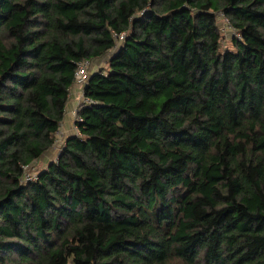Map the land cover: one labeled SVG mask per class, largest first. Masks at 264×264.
Instances as JSON below:
<instances>
[{
  "label": "trees",
  "instance_id": "1",
  "mask_svg": "<svg viewBox=\"0 0 264 264\" xmlns=\"http://www.w3.org/2000/svg\"><path fill=\"white\" fill-rule=\"evenodd\" d=\"M0 264H264V0H0Z\"/></svg>",
  "mask_w": 264,
  "mask_h": 264
},
{
  "label": "rangeland",
  "instance_id": "2",
  "mask_svg": "<svg viewBox=\"0 0 264 264\" xmlns=\"http://www.w3.org/2000/svg\"><path fill=\"white\" fill-rule=\"evenodd\" d=\"M217 23L218 27L221 32V40H222V48H230L231 47V42H230V37L233 35V30L231 26L228 24L227 20L222 16L220 12L217 13ZM110 53L104 54L102 57L97 59H94L93 61H90V64L87 68H91V64H97L100 65L102 68H105L107 66L106 60L109 57ZM61 130L59 128V131L57 133V140L55 145L42 157H40L38 160H35L32 164H30L27 169L30 170L33 174L36 173L37 170H40L49 160H52L56 157L59 146L62 142L61 140Z\"/></svg>",
  "mask_w": 264,
  "mask_h": 264
},
{
  "label": "crops",
  "instance_id": "3",
  "mask_svg": "<svg viewBox=\"0 0 264 264\" xmlns=\"http://www.w3.org/2000/svg\"><path fill=\"white\" fill-rule=\"evenodd\" d=\"M91 68H89L88 72L97 70L101 66L97 64H91ZM79 85L73 84L70 88L69 93V99L67 102V109L64 116V119H62V123L60 124V130L62 132L61 134V140L65 138V136L72 135L76 133V128L74 126V116H73V110L78 106V103H80L81 95L79 91Z\"/></svg>",
  "mask_w": 264,
  "mask_h": 264
},
{
  "label": "built area",
  "instance_id": "4",
  "mask_svg": "<svg viewBox=\"0 0 264 264\" xmlns=\"http://www.w3.org/2000/svg\"><path fill=\"white\" fill-rule=\"evenodd\" d=\"M89 64H90L89 60H82L78 63L77 69L75 71V77H74V83L73 84L79 85L78 87H79V91H80V95H81L80 103L88 100L83 95V88H84L85 82H86L87 77H88L87 68H88ZM80 103H78V106L80 105ZM78 106L73 110L74 118L76 117V110H77ZM24 178H30L29 173L25 172Z\"/></svg>",
  "mask_w": 264,
  "mask_h": 264
}]
</instances>
